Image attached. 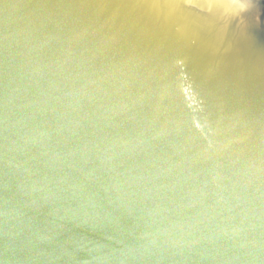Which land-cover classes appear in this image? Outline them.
I'll list each match as a JSON object with an SVG mask.
<instances>
[{
	"label": "water",
	"instance_id": "obj_1",
	"mask_svg": "<svg viewBox=\"0 0 264 264\" xmlns=\"http://www.w3.org/2000/svg\"><path fill=\"white\" fill-rule=\"evenodd\" d=\"M247 18L245 50L229 79L232 52L221 59V47L215 58L218 103L190 113L202 129L168 165L164 155L153 165L131 161L141 151L133 144L113 145L128 155L85 149L58 127L47 141L50 157L39 144L35 160L27 143L9 139L33 132L6 115L0 264H264V85L256 75L257 65L264 69V0L253 1ZM65 110L60 119L80 124Z\"/></svg>",
	"mask_w": 264,
	"mask_h": 264
},
{
	"label": "bare ground",
	"instance_id": "obj_2",
	"mask_svg": "<svg viewBox=\"0 0 264 264\" xmlns=\"http://www.w3.org/2000/svg\"><path fill=\"white\" fill-rule=\"evenodd\" d=\"M253 1L0 0V119L7 123L0 131L7 132L6 115L24 121L33 138L9 139L27 143L35 160L39 144L50 157L47 141L58 127L85 149L127 154L113 145L133 144L141 151L131 161L153 165L164 155L168 165L202 129L190 113L218 103L220 48L221 59L232 52L226 78L239 63ZM256 70L264 85V69ZM64 110L80 124L60 119ZM31 118L48 131L28 124ZM106 138L111 144L102 146Z\"/></svg>",
	"mask_w": 264,
	"mask_h": 264
}]
</instances>
